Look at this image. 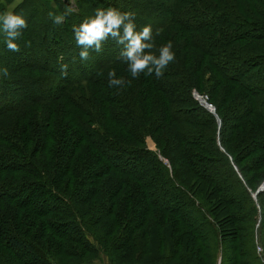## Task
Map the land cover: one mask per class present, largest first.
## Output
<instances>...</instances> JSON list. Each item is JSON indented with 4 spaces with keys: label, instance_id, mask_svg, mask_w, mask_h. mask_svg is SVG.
Returning <instances> with one entry per match:
<instances>
[{
    "label": "rangeland",
    "instance_id": "1",
    "mask_svg": "<svg viewBox=\"0 0 264 264\" xmlns=\"http://www.w3.org/2000/svg\"><path fill=\"white\" fill-rule=\"evenodd\" d=\"M1 1L3 0H0V3ZM20 1L21 0H14L10 4H0V6L5 7L6 9L3 13L0 12V15L10 11V9ZM193 1L201 2V0L24 1L25 5L23 6V9L18 10L17 13L23 12L24 18L27 22V29L24 31L26 33L20 36V38L29 34L28 36L31 38L30 45H28L27 48L22 49L23 44L19 45V38L16 43L19 45L20 50L18 52L10 51L6 47L3 34L0 33V69H8L7 77L3 76L2 72H0V84H5L0 85V87L3 86L4 88V97L2 100L8 101L6 98H9V102L12 101L11 103L13 105L9 111L5 112L4 116H0V127L4 128L0 129V131L7 130V132L11 131L13 135H16L10 136L9 138L11 139L10 143L13 141L12 139H14V143H16L15 146L0 141L1 233L12 234L15 237L23 236L26 239H30V241H33L35 245L39 246L46 253L50 259V264H219L221 246L222 256H227L226 264H229L228 255L238 257V264H264V192H260V195L255 193L256 196L254 194V197H252V194L256 189L262 191V186L264 184V128L261 126L260 119L251 115L252 110L258 112L262 111L261 108L264 107V94L261 95V102H259V99L257 102L251 100L252 97L247 94L245 96L246 99L243 101V99H241L243 92L239 90H232L234 96H230L217 89L214 93V97L211 98L213 104L218 103L216 104V116L213 112V107L209 104L212 109V111L209 110V112L214 114L213 116L210 115L211 119L214 117L213 130H207V128L202 125L203 120L199 121L198 119H194V117L180 116V114L175 113L176 105H169L167 111L163 112L162 117L164 118V121L166 120L163 125L168 126L169 130L170 128L173 130L176 127L174 123L170 122L173 119L169 118L175 113L178 120L175 122L180 124L179 126H182L185 129H206L207 133H211L214 141L217 142L216 145L218 147L221 148L223 145V143L220 142L221 140L225 142V145L232 149L230 151H232L231 153L234 155L242 152H248V154H250L244 160L245 165L236 164L237 167L247 166L244 172H242L243 174L239 172V169L234 163H231L229 160L230 158L226 156L215 157L216 154L212 155L213 160L223 158L227 163H225V169L227 171H230L231 169L234 173L232 174L233 179L229 181H227L229 176H226L223 172L222 168L224 167H221L220 165L221 168L219 169L215 166L217 162H220L219 160L210 163L211 161H209V159L206 160V158H203L201 160L199 158L197 162L193 157H188L191 159V163H188L181 159L182 154H178L180 146L173 147L175 141L173 136L170 137L165 134V139L161 140L157 135V142L159 145H167L168 153L174 155L172 165L175 175L180 179L181 184H183L187 191L182 190V188L173 181L172 187L182 190L183 195H180L176 190L171 192L172 190L169 191L166 184L163 183V185H161L159 180L154 182L155 177L150 175V184H154L152 187L157 188V186H159V188H153V191L148 190L147 194L146 192L144 193L143 198L146 203L137 200L139 201L138 203L130 204V206H132L129 213H127V202L119 199L120 196L118 194L116 195V202H118L119 210L117 211V209H113V213L110 214V212H108L109 209H107L109 200L106 190H109L110 186L115 184V180L118 179L119 176H113L112 173H106L102 178L97 177V179H95L92 178V174H90L87 178H82L81 180L79 178V181L75 183V179L70 178L69 176L71 170L67 173L61 174V176H57L54 173V169L56 170L57 166L55 167V165H52L45 169L42 166V169H44L42 170V173L45 171L48 175L50 173V175L46 177H41L40 175V180L48 186V188L43 187V192L41 193L46 192L51 187H55L59 194L71 195V201L75 203V208L78 209L77 212L81 215L77 220L78 225L81 229H84L85 227L90 229L98 240H95L85 232L81 234L77 233V226L71 225V223H75L68 218L66 215L67 213H65L70 207L68 206L65 208L64 206H61L58 208L59 201H57L55 197L48 198L43 195V203H40L43 206V210L37 208V205L39 204L37 203V196L32 198V200H27L26 204L23 202L20 203L19 200H17L19 202L16 200H8L10 199L8 196L12 197L18 189L19 191H27V193L30 192L29 190H26V185H33L35 183V177H38V173L35 172V170L32 175L33 169L22 161L19 153L15 150L20 141L19 135L17 134V126L21 124V122L17 123L20 119L17 113L18 110H21L20 104L23 102L20 97L24 96L23 89L20 86H17L20 83L15 79L18 78L19 80H23V83H25V80L34 84L36 83L38 84V88H33V93L42 91L41 94L44 96L43 93L47 92L48 95L54 96L53 98L59 96L57 91L51 92L53 84L57 83V81L64 80L60 71V66L66 63L54 66L49 65L50 63L47 64L43 62L41 68H31V65H29L30 62L28 61H33V57L39 58L42 54H45L43 46L47 47L49 45L48 40L50 38L55 37L56 39L53 40L61 42L60 37H64V53H67V49H71V47L68 46L70 40L75 41L76 45L73 46H78L74 37L73 27H78L80 21L83 22L86 18L94 16L97 8L115 6L114 8L121 12H130L131 5L138 4L137 6L142 8L144 12L142 17L135 14L137 13L136 11H132L135 14V17L138 18V24L136 23V26L139 31L143 26L147 25L150 20L152 21L153 18L160 20L162 18V13L164 15H171V17L175 18L184 17L188 19V12H194L192 7ZM208 2H210V5L212 6L220 4L222 9H227L229 10L228 12L231 11V14H227L226 16L230 18L234 15L237 25H233L230 28H232L233 31H236L235 33L264 37V26L259 28L257 24L256 27H249L247 24L251 17L254 21H262L264 19V0H209ZM158 3H160L159 6ZM199 7L202 6L197 5V10ZM150 8L153 9V11H151ZM256 9L260 10L255 12ZM210 11L211 16L218 17L217 21L221 19L222 15H220L218 9L211 8ZM60 14H66L65 19L62 23L55 24L53 22V16ZM248 15H250V18H248ZM74 17H79L80 20ZM240 22L241 24H239ZM50 25L55 26L54 30L52 29L54 32L50 30ZM222 25H226V23H223ZM61 27H65V35ZM167 27L162 29L159 36L171 37L169 41H172L173 39L172 51L175 53L174 62L177 65L179 63L180 53L179 55L176 54V48L183 43V32L178 26L172 24L169 29ZM109 39L112 41L109 42V44L112 43L111 47L105 48L102 54L116 51L115 54L119 55L123 45L117 44L112 38ZM166 42L167 41H165V43ZM245 42L246 43H242L241 45L239 44V47L236 48L238 59L240 60L243 58L241 60L243 64L235 67H227L225 68V71L229 74H234L237 78L236 71H245L251 63H254L250 65L252 67L251 71L247 73L242 72L244 78L242 75L240 79L243 78V82L249 86H255L257 84V87L260 86L264 88V57L258 60V62H255L254 59H252L251 62L248 58V56L254 51L256 53H264L260 49L254 50L255 48H261L264 50V40L257 39L253 43L250 41ZM104 43L106 44L107 41L105 40L102 45ZM155 45L159 50L162 43L156 42ZM107 49H109V51ZM75 50L76 51L74 52L69 50V52H72L73 54L72 60L79 58L81 48L77 47ZM158 50L155 51L153 49L152 51L158 56ZM93 51L95 50L90 49L89 58L85 60V63L92 60L91 58L93 57H91V53H93ZM185 51L189 54L195 53V56L187 65L188 68L192 66L194 67V65L198 63L196 59L200 56L197 55L196 50L187 48ZM26 54H29L30 58H26ZM246 61L248 62L246 63ZM174 62L170 63L168 66L171 64L173 65ZM202 63H205L204 60H202ZM228 65L233 66L237 64L231 62ZM121 70L124 71V69ZM164 73H167V68ZM204 77H206V75H203L202 79ZM201 84L204 87V84H206L205 79ZM47 86L50 91H47ZM223 87L228 88L229 86L223 85ZM203 91L207 92L204 89ZM25 94L29 93L26 92ZM219 97L221 98L220 101H218ZM62 101L63 100L61 99L55 100L53 104L49 105L44 103L28 104L26 105V109L30 108V112L33 109L38 110L40 113L38 116L42 123L43 121L48 123L50 118L51 120H54L55 117L56 119L58 118V121H60L61 124V130L58 131L59 133L57 136L63 138V140L64 138L67 139L69 136H71V139H75L78 133L73 132V128L70 127L72 122L64 111L66 107L62 106ZM123 101L124 100L118 101L119 107L125 105ZM162 101L164 102V99H162ZM162 104L163 103L158 101L156 104L149 106L146 109L144 106L143 109L140 107V110L133 109V113L141 114V119L145 121L148 130L141 127L131 126L132 120L130 123L129 121L124 123L125 130L132 127V129H138L139 131H145L147 133L152 131L154 124L158 123L155 118H161L162 108L166 107ZM126 109H128V106ZM129 114H131V112H129ZM169 114L171 116H169ZM119 116L120 119L123 115L120 114ZM217 116L221 118L218 120ZM176 117L173 116L174 119ZM241 117H244V119L241 120ZM27 118H31V115H28ZM192 120L195 121V124L201 122V125L199 127L195 124L193 125L194 121ZM237 121L240 125L235 128L238 125ZM6 122H8V124ZM4 123L9 127L7 128L6 126H3ZM216 123H218V125ZM163 125L159 131H162L165 127ZM34 127L37 137L41 135V131L45 132L50 129L53 132L50 126L42 128L43 124L41 126L42 129L38 126ZM65 127H69L70 130ZM218 127L221 132L216 130ZM116 131H118V138H124V134H122L124 131L123 129H116ZM147 133L142 137L141 146L155 155L167 176L172 178V168L169 161L159 154L154 143V137L156 134L150 136ZM188 133L191 132L189 131ZM162 134H164L163 131ZM175 134L177 135V133ZM55 136L56 135L53 134V137ZM185 137L188 138L189 135L187 134ZM55 144L53 142L46 144V142L42 143V141L39 143L38 140V142L35 143V146L36 149L38 148L37 151H46L51 154L54 150L48 149V147L58 145ZM183 145L189 146L188 143H184ZM73 150L75 151L71 152V155L68 158L69 161L72 162V164L74 161L77 167L83 166V170L81 169V172L79 171L80 173H90V170H93L94 167L90 168L91 163L87 159L90 155L93 158L98 155L85 143L79 145L77 148L74 147ZM201 155H205V153H201ZM176 157H178V159H176ZM61 168L63 170L66 169L63 165L62 167L59 165L58 171H60ZM212 171L218 173L217 177L212 178V174L209 175V177L207 176V174L212 173ZM53 173L54 178H52ZM77 176H80L78 171ZM56 177H59V182H57ZM69 178L70 180H68ZM207 178L213 180V183H220L219 185L215 184L219 189L217 187L213 188L212 183L209 182ZM244 178H251L250 180H247L248 184L244 183ZM103 179H105V181H103ZM92 181H98L102 184H100V186L98 185L97 192L95 191L91 194L88 190L94 189L93 187H95L93 184V186L90 184ZM128 181L133 184L137 183L131 179H128ZM238 184H241V187ZM78 185H81L82 191L85 192L84 195H82L83 198L76 197L74 199L72 191H74V187H78ZM238 187L246 190L253 208L251 233L249 232V224L251 222H248L242 215V212H244L243 208L245 206V199H242L240 194L236 195ZM103 190H105V192H103ZM124 190L128 189H123V191ZM142 190L144 191V189ZM123 195L122 192L121 197H123ZM188 197L195 199L193 203L187 199ZM202 207L210 209L213 216L215 215L214 217L219 216L220 226L222 225L223 227H226L224 228L226 233L225 236L224 234H222L223 236L221 237L220 235H216V231L208 226L209 224H206V217L208 215L201 211ZM35 208H37V212L40 213H32L34 211H32V209ZM47 209L51 210H48L47 212ZM121 209L126 214H122ZM227 212L232 213L233 217L229 218ZM220 214H222V217ZM48 220L54 221L52 223L55 224L53 230H51V227V229L49 228L51 231H45V229L48 228ZM56 223H58V225ZM40 231H42V233H39ZM65 231L68 233V240L58 236ZM223 231L224 230H222V232ZM249 235H251V240H249ZM75 237L80 238L81 240L78 241ZM216 241L220 242L219 247L217 246ZM250 241L251 249L249 250ZM231 244H233V246H231ZM229 247H233V252L229 250ZM20 254L24 258V253L20 252ZM249 256L253 260H250ZM23 258L16 260L13 257L12 251L5 244V240L0 238V264H24L21 263ZM31 264L44 263L38 262V259H36V261Z\"/></svg>",
    "mask_w": 264,
    "mask_h": 264
},
{
    "label": "trees",
    "instance_id": "2",
    "mask_svg": "<svg viewBox=\"0 0 264 264\" xmlns=\"http://www.w3.org/2000/svg\"><path fill=\"white\" fill-rule=\"evenodd\" d=\"M14 0H3L1 1V5L4 4H10ZM25 0H21L17 5L13 6L10 11H15L18 12V10L23 9V6L25 5ZM209 0H201L200 1H193L192 2V7L194 12H188V19L184 17H171V15H164L162 13V18L160 20H157L155 18L150 20L147 25L152 26V34H153V40L156 42H160L165 44V41H169L171 37H160L159 35L161 34L162 29L167 27L168 29L170 28V25H175L178 26L182 32H183V43L180 44L176 50H177V55L180 53L179 57V63L176 65L175 62L173 65L171 64L170 66L167 67V73H163V75L159 78H157L154 74L153 75H144L143 73L140 74L139 78L133 79L130 75V73L127 70V63L123 60V58L119 55H116V51H112L111 53L108 52V54H102L103 50L105 48H110L111 44L109 42H112L111 37H109L106 41L107 43L103 44L102 50L100 52L93 51L91 53V58L90 62L85 63L86 61H82L80 58H76L72 60L73 54L72 52L76 51L77 47L79 46H73L76 45L75 41H69L68 46L71 47V49H67V53L63 52V48H65L64 44V37L61 38V42L54 38H50L49 45L47 47L43 46V51H45V54H42L39 58L33 57L34 60H30L28 62L29 65L32 67L36 68H41V64L47 63L49 65H54L57 66L62 63L67 64V74L63 75L64 80L62 81H57V83L53 84L52 91L55 92L57 91L59 96L56 98H53L54 96L48 95V93H43L44 96L41 94V92L33 93V88H38V84H34L30 81H26L23 83V80H19L18 78L15 79L17 82L20 84L17 86H20L24 92V96L20 97L23 102H21L20 107L21 110H18V117L20 118L18 122H21L18 128V135H19V145L16 146L15 150L19 153L22 161L30 166L35 172L38 173V177H35V183L33 185H26L27 189L30 192L27 193V191H19V189L14 193V195L8 196L10 199L8 200H13L17 201L19 200L20 203H27V200H32L35 196H37V208L40 210H43V206L40 203H43V195L47 196L48 198L50 197H55L57 201H59L58 208L61 206H64L67 208L68 206L70 207L67 213V217L70 218L75 224L71 223V225L77 226L76 231L77 233L81 234L85 232L86 234L92 236L95 240L96 237L94 236L93 232L88 229L84 228L81 229L80 226L77 223L78 218H80V213L77 212L78 209L75 208V203L71 201V195H63L59 194L57 192V189L55 187H51L49 190H47L44 193L43 192V187L48 188L47 185H45L41 180H40V175L41 177H46L49 176L48 173H46L44 170L47 167L50 166H57V169H54V173L57 176H61L63 173H67L70 171V178L75 179V183L79 181L82 178H87L92 174V178L97 179L102 178L106 173H112L113 176H119L118 179L115 180V184L110 186L109 190L107 191V197H108V208L110 214L113 213V209L119 210L118 202H116V195L119 194V199L122 201L127 202V208L128 212L130 211V204L132 203H138L140 202L146 203L145 199L143 198L144 193L147 191H153L152 187L154 184H150L149 181V176L152 175L155 177V181L159 180L160 184L163 185L166 184L169 191L173 192V190H176L180 195H183V191H187L186 188L181 184V181L177 176L175 175V171L172 165V160H173V154L168 153V146H162L159 145L158 137H160L161 140H164L165 134L168 136H173L175 141L173 143V147H178L180 146V149L178 150V154L181 155V159L184 161L191 163V159L188 157H193L197 162L199 158L202 160L203 158H206V160L209 159L211 161L210 163H213L215 161H220L217 162L215 165L217 168H222L223 172L225 173L226 176H229L228 180L233 179L234 174L231 169L230 171H227L225 169V163L226 161L223 158H220L218 160H213L212 155L216 154L215 157H228L230 158L229 160L231 163H234L235 166L237 167L236 164H244V160L250 155L248 152H242L239 154H233L231 153L232 150L229 148L227 145H225V142L221 141L223 145L218 147L216 144L217 142L214 141L211 133H207L206 129L200 130V129H185L182 126H179L180 124L176 123L175 121L177 120L176 114H180V116H188V117H194V119H198L199 121L203 120L202 125L207 128V130H213V119H211L210 115L213 116L215 114L216 116V104L218 103H212L211 98L214 97V93L216 92L217 89L222 91L223 93L234 96L232 94V90H239L243 92V95H241V99L243 101L246 99L245 96L250 95L252 97L251 100H254L257 102L259 99V102H261L262 94H264V88L262 87H257V84L255 86H249L245 82H243L244 75L242 72L247 73L251 71V66L254 63H251L245 71L237 72V78L235 77L234 74H229L228 72L225 71V68L227 67H235L243 64L241 61L243 58L240 60L238 59V55L236 53V48H238L239 44L241 45L242 43L247 42H255L257 39H262L264 40L263 36H254V35H248V34H239L235 33L236 31H233L232 28H230L233 25H237L236 19L233 17H227V14H231L228 12L229 10L227 9H222L220 7V4L218 5H210ZM259 1V0H257ZM239 4V3H238ZM262 4V3H260ZM138 4H133L131 5V10L130 12L133 13L132 10L136 11L139 17H142L144 14L143 9L139 8L137 6ZM160 3H158V6ZM202 6L199 7L198 10L196 6ZM240 5V4H239ZM140 6V5H139ZM115 7V6H114ZM217 7V8H214ZM241 7V5H240ZM218 9L220 11L221 19L217 21L218 17L211 16V11L210 9ZM151 9V8H150ZM6 9L5 7L0 6V12H4ZM260 9H256L255 12H258ZM153 11V9H151ZM78 20H80L79 17H74ZM248 18H250V15H248ZM138 18L135 17V24H138ZM261 21V20H258ZM254 21L251 17L250 21L247 23L249 27H256L258 24L259 28H262L264 26V19L261 22ZM82 21H80V24ZM223 23H226V25H222ZM236 23V24H235ZM241 24V22L239 23ZM238 24V26H239ZM45 27V26H41ZM257 27V28H258ZM55 28L54 25H50V30L53 31ZM65 27H61L64 31V35L66 34V31L64 29ZM27 29L22 30V35H24L26 32H24ZM53 29V30H52ZM224 29V30H223ZM230 31V32H229ZM54 32V31H53ZM53 34V33H52ZM23 36V38L19 39V45L23 44L22 49H25L30 45L31 43V38L28 36ZM55 36V35H54ZM44 38V37H43ZM109 40V41H108ZM173 41V39H172ZM26 43V44H25ZM73 47V48H72ZM190 48L193 50H196L197 55L200 56L199 58L196 59L198 62L197 64L194 65V67L188 68V64L190 63L191 59L195 56V53H188L185 51V49ZM155 51L158 50L157 46L153 48ZM262 50L261 48H255L254 50ZM72 51V52H69ZM109 51V49H107ZM28 51V50H27ZM26 51V52H27ZM195 52V51H194ZM154 54H156L154 52ZM26 58H30L29 54H26ZM264 57V53H256L255 51L248 56L250 61L252 62V59H254L255 62H258V60L262 59ZM36 58V62H35ZM54 58V59H53ZM53 59V60H52ZM202 60H204L205 63H202ZM64 61V62H62ZM123 65H121V63ZM231 62H235L237 65L230 66ZM248 61H246L247 63ZM121 65V66H120ZM111 69H115L116 71V76L117 78L123 77L125 80H131L130 85H126L124 87H110L108 83V72ZM121 69H124L121 70ZM77 70V71H76ZM253 71V70H252ZM215 73V75H214ZM206 75L202 79V76ZM243 75V78L240 79ZM42 76V75H41ZM205 79L206 84H204V87L202 86L201 82ZM0 85H5V84H0ZM223 85L229 86L228 88H224ZM8 86V85H7ZM9 89V88H8ZM32 89V90H31ZM206 90L207 92L203 91ZM31 90V92H30ZM47 91H50L48 86H47ZM191 91H195L199 95H206V102L210 104L213 107V112H209L207 109H205L203 106H201L193 97L191 94ZM3 92L4 88L3 86L0 87V116H4L5 112L9 111L10 108H12V101H10L9 98H6L8 101H3ZM28 92L29 94H25ZM232 94V95H231ZM2 95V96H1ZM63 100L62 101V106L66 107L64 111L66 112V115L68 118L71 120V128H73V132L78 133V135L75 137V139H71V136H69L67 139L58 137L57 134L59 133L58 131L61 130V124L60 121H58V118L54 120L49 119V122L41 121L39 118L38 110H31L30 108L26 109V105L28 104H40L44 103L46 105L53 104L55 100L59 99ZM164 99V102L162 101ZM119 100H124L123 103L125 105L119 107L118 101ZM161 100V101H160ZM221 98L219 97L218 101H220ZM153 103H152V102ZM163 103V106H166L165 108H162V113H161V118L155 120L158 122L157 124H154V128L150 132H145V131H139L138 129H132L129 128L125 130L124 123L131 122V126H136V127H141L145 128L148 130L146 127V123L144 120L141 119V114H136L133 113V109H139L140 107L143 109V106L148 108L149 106H152L156 104V102ZM9 102V103H8ZM152 103V104H151ZM167 104V105H166ZM169 105H176L175 113H173L175 119L172 117H169L170 119L172 118L173 120L170 121L171 123L175 124V128L172 130L168 126L163 125L164 118L163 112L167 111V107ZM128 106V109H126ZM264 107H262V111H251V115L256 116L258 119L261 121V126L264 128ZM131 112V114H129ZM123 115L119 119V115ZM28 115H31V118H27ZM169 116H171L169 114ZM207 116V117H205ZM221 117L217 116V119L219 120ZM168 119V118H165ZM224 119V116H223ZM244 117H241V120H243ZM216 120V119H215ZM153 121V120H152ZM194 121V120H192ZM151 122V120H150ZM8 124V122H6ZM15 123V122H14ZM15 123V124H17ZM155 123V122H154ZM7 124H3V126H6L7 128L9 127ZM43 124L44 128L45 126L51 127L53 132L49 129L45 132L41 131V135L37 137L36 132L34 131L35 127L38 126L41 128ZM195 124V121L193 125ZM218 125V123H216ZM237 128L240 123L237 121ZM14 125V124H13ZM45 125V126H44ZM162 125L165 126L162 131L164 134H162V131H159L162 128ZM197 127L201 125V122L196 123ZM212 125V126H210ZM159 126V127H158ZM16 128V126H15ZM41 128V129H42ZM68 130L69 127H65ZM64 128V129H65ZM0 129H4L3 127H0ZM116 129H123L124 138H118ZM176 130V131H175ZM188 130V131H187ZM218 132H221L219 127L216 129ZM165 131V132H164ZM175 131V132H174ZM191 133H188V132ZM145 133L149 134L150 136H156L154 137L153 141L157 147V150L159 154L166 158L172 168V178H169L155 157V155L148 150L144 149L141 146V141L143 135ZM177 133V135L175 134ZM189 137H185L187 134ZM53 134L56 135L53 137ZM17 135V136H18ZM10 136H16L15 134L13 135L12 132H7V130H2L0 131V141H3L5 143H9L12 146H15L16 143L13 141L10 143ZM188 139V140H186ZM39 143L42 141V143L46 142L47 143H54L56 142V146H49L48 149H53L54 151L49 152L46 151H37L35 143ZM85 143L87 146L91 147L92 151L95 152L98 156L92 157L91 155L88 157V161L91 163L90 168L94 167L93 170H90V173H80L81 169L83 170V166L77 167V165L69 161V157L71 155V152H74L73 150L74 147H78L79 145ZM189 144L183 145V144ZM202 144V145H201ZM44 145V144H43ZM192 147H191V146ZM186 146V147H185ZM47 149V150H48ZM46 150V149H45ZM28 152V153H27ZM44 152V153H43ZM201 153H205V155H201ZM35 156V158H34ZM48 156V157H47ZM34 158V159H33ZM178 159V157H176ZM1 163V160H0ZM227 164V163H226ZM59 165H62L66 167L65 170L62 168L60 171H58ZM193 165V164H191ZM221 165V167H220ZM241 165V166H242ZM42 166L44 169H42ZM41 167V168H39ZM247 166H242V167H237L239 169V172L243 174L244 170L246 169ZM86 168V167H85ZM41 169V170H40ZM80 176H77V171ZM213 170V169H212ZM80 171V172H79ZM36 173V174H37ZM54 173L52 174V178H54ZM212 174V178L217 177L218 173L213 172L209 175ZM57 178V177H56ZM59 178V177H58ZM57 178V182L58 181ZM70 178L68 180H70ZM128 179L134 180L137 183L133 184L128 181ZM209 182L212 183L213 188L217 187L215 184H220V183H213V180H210L207 178ZM245 179V178H244ZM251 178H247L244 180V183L248 184L247 180H250ZM105 181V179H103ZM173 181L177 183L182 190L173 188L172 183ZM25 183V182H23ZM33 183V181H32ZM31 183V184H32ZM22 184V183H21ZM91 185L93 184L95 187L94 189L88 190L91 194L92 192H97V187L100 184L98 181H92L90 183ZM92 185V186H93ZM241 187V184H238ZM164 187V186H162ZM238 187V192H236V195H241L242 199H245V206H244V212H242V215L244 218L247 219L248 222H251L249 224V232L251 233V224L253 222V208L251 206L250 198L247 195V192L245 189H241ZM159 188V186H157ZM156 188V189H157ZM25 189V188H23ZM123 189H128L124 190ZM144 189V191L142 190ZM219 189V188H218ZM167 190V189H166ZM215 190V189H214ZM23 192V193H22ZM85 191H82L81 185H78V187H74V191H72L73 198L75 199L76 197H82L84 195ZM105 192V190H103ZM123 192V197H121V194ZM257 195H260L261 193H256ZM255 194V196H256ZM3 197V196H2ZM6 198V197H4ZM7 199V198H6ZM126 199V200H123ZM191 203L195 200L192 197L187 198ZM17 201V202H19ZM16 202V203H17ZM117 203V205H116ZM232 203V202H231ZM133 204V205H134ZM141 204V203H140ZM229 205V204H228ZM37 208L32 209V213L37 214L40 212H37ZM48 210L51 209H47ZM122 210V209H121ZM202 212L204 214H207L208 216L206 217V224L210 226L212 229L216 231V235L224 236L226 235L225 229L226 227H223L222 225L220 226L219 224V216L214 217L213 214L211 213L210 209H207L206 207H202ZM145 212V210H144ZM43 213V212H41ZM125 212L122 210V214ZM126 214V213H125ZM227 215L229 218H232V213L227 212ZM222 217V214H220ZM126 218V216H125ZM144 218V217H143ZM216 218V219H215ZM213 219V220H212ZM238 220V219H237ZM235 221V220H234ZM54 221H49L48 220V228L45 229V231H51L53 230L55 224L52 223ZM2 223V221H0ZM52 223V224H51ZM58 225V223H56ZM50 225V226H49ZM219 225V226H218ZM52 229H51V228ZM234 227V225H233ZM51 230H50V229ZM237 228V227H235ZM248 228V227H247ZM219 229V230H218ZM218 230V232H217ZM222 230H224L222 232ZM53 232V231H52ZM39 233H42L40 231ZM2 234V235H1ZM213 234V233H212ZM229 235V234H227ZM62 237L63 239L68 240V233L65 231L61 235H58ZM71 236V235H69ZM73 237V236H71ZM251 240V235L248 236ZM0 238L5 240V244L7 247L12 251L13 257L18 260L19 258H23L20 254V252L24 253V258L21 261V263L24 264H31L38 259V262L44 263V264H50V259L46 255V253L37 245L33 243V241H30V239H26L25 237H15L12 234H6V233H1V228H0ZM78 241L81 240L80 238L75 237ZM215 239V237H214ZM218 241H216L217 246L219 247ZM226 244V243H224ZM233 246V244H231ZM251 249V241L249 243V250ZM229 250L232 251L233 247H229ZM233 252V251H232ZM252 252V250H251ZM252 254V253H251ZM253 255V254H252ZM229 257V264H238V257H232L231 255H228ZM250 260H253L250 258ZM227 256L223 255L222 256V246H221V256L219 259V264H226ZM255 260V259H254ZM244 264V263H242Z\"/></svg>",
    "mask_w": 264,
    "mask_h": 264
},
{
    "label": "clouds",
    "instance_id": "3",
    "mask_svg": "<svg viewBox=\"0 0 264 264\" xmlns=\"http://www.w3.org/2000/svg\"><path fill=\"white\" fill-rule=\"evenodd\" d=\"M51 15V14H50ZM66 14L53 16V22L60 24ZM27 27L23 12H5L0 15V33L4 36V42L8 50L18 52L20 50L16 41L20 38L22 30ZM73 33L77 45L81 48L79 58L84 61L89 58L90 49L100 52L102 43L109 37L117 44L123 45L120 56L127 63V70L133 79L140 74L155 75L161 77L167 66L174 62L175 53L172 51V41H167L159 48V55L153 53L155 47L152 26L145 25L137 30L135 14L121 12L114 7L97 8L95 15L86 18L78 27H73ZM67 64L60 66L62 75L67 74ZM3 76L7 77L8 69H0ZM110 87H124L131 84V80L123 77L117 78L115 69L108 72Z\"/></svg>",
    "mask_w": 264,
    "mask_h": 264
},
{
    "label": "built area",
    "instance_id": "4",
    "mask_svg": "<svg viewBox=\"0 0 264 264\" xmlns=\"http://www.w3.org/2000/svg\"><path fill=\"white\" fill-rule=\"evenodd\" d=\"M192 94V97L201 105L203 106L204 108H206L208 111L209 110H212L210 108V105L206 102V95H199L197 94L195 91H192L191 92ZM203 102V103H202ZM264 181V180H263ZM259 192H264V189L262 191H259Z\"/></svg>",
    "mask_w": 264,
    "mask_h": 264
},
{
    "label": "water",
    "instance_id": "5",
    "mask_svg": "<svg viewBox=\"0 0 264 264\" xmlns=\"http://www.w3.org/2000/svg\"><path fill=\"white\" fill-rule=\"evenodd\" d=\"M210 111H212V110H210ZM257 192H259L258 189H256V190L254 191V193L252 194V197H254V194L257 193Z\"/></svg>",
    "mask_w": 264,
    "mask_h": 264
},
{
    "label": "bare ground",
    "instance_id": "6",
    "mask_svg": "<svg viewBox=\"0 0 264 264\" xmlns=\"http://www.w3.org/2000/svg\"><path fill=\"white\" fill-rule=\"evenodd\" d=\"M262 187H263V189H264V184H263V186H262ZM263 189H262V190H263ZM259 190H260V189H259Z\"/></svg>",
    "mask_w": 264,
    "mask_h": 264
}]
</instances>
